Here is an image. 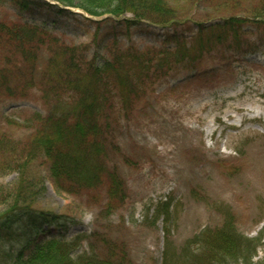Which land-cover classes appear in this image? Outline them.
Returning a JSON list of instances; mask_svg holds the SVG:
<instances>
[{
  "label": "rangeland",
  "instance_id": "374dc122",
  "mask_svg": "<svg viewBox=\"0 0 264 264\" xmlns=\"http://www.w3.org/2000/svg\"><path fill=\"white\" fill-rule=\"evenodd\" d=\"M167 2L177 15L167 26L135 21L129 13L91 17L77 0L64 3L78 8L72 12L53 0H0V23L38 26L66 46L81 48L85 63L99 67L116 49L171 52L178 40L191 43L200 29L231 17L251 18L258 6L256 0ZM239 44L218 45L146 84L143 100L131 113L116 107L111 140L119 153L110 150L109 157L125 183L126 198L109 214L103 190L95 199L90 193H56L45 159L37 156L29 166L35 189L28 203L44 218L18 216L12 225L0 224V264L19 254L26 259L48 240L78 235L87 240L74 256L91 248L101 258L114 256L125 264H162L164 221L153 214L157 203L168 200L177 249L200 229L219 226L226 215L235 219L240 234L256 237L264 227V25L246 23ZM12 47L0 40V68L20 60ZM36 58L38 81L49 51L42 47ZM49 105L35 88L13 97L0 94V192L5 195L18 177L7 163L20 151L3 146L27 141L33 131L21 123L36 113L45 115ZM12 204L11 199L0 204V217ZM53 217L61 218L62 226L46 222ZM34 226L35 234L27 232ZM263 257L264 240L258 259Z\"/></svg>",
  "mask_w": 264,
  "mask_h": 264
},
{
  "label": "trees",
  "instance_id": "16d2710c",
  "mask_svg": "<svg viewBox=\"0 0 264 264\" xmlns=\"http://www.w3.org/2000/svg\"><path fill=\"white\" fill-rule=\"evenodd\" d=\"M53 1L73 7L64 4L73 0ZM77 1L80 9L90 16L121 18L129 13L135 21L159 26L170 25L177 19L176 9L167 0ZM256 2L258 6L251 18L231 17L209 30L200 29L191 43L178 40L171 52L116 49L111 61L99 67L85 63L80 56L81 48L66 46L38 26L0 23V40L5 39L12 45L20 59L12 67L0 68V94L13 97L15 92L22 94L35 88L43 101L50 104L45 115L36 113L21 123L33 131L27 141H12L13 144L3 146L20 152L7 163V169L16 172L18 177L11 193L0 192V204L8 199L14 204L0 217V224L12 225L18 216L29 220L44 218L28 203L35 189L28 177L29 166L37 156L45 159L56 193L70 196L90 193L95 199L98 191L103 190L108 200L106 215L122 205L126 198L125 183L109 157L110 150L119 153L111 140L112 124L117 122L111 116L117 114L116 107L124 114L131 113L132 107L143 100L146 84H153L177 66L200 59L218 45L227 42L240 45V30L246 23L264 25L261 21L264 0ZM42 47L49 51L50 58L37 81L36 54ZM57 91L66 93L67 98ZM171 206L168 200L154 207V219L164 221L162 264H264V257L257 259L263 247L264 230L257 237H246L238 232L230 215L224 216L219 226L201 229L177 249L171 240ZM46 222L62 226L61 218L53 217ZM35 226L27 227V232L35 234ZM86 240V235L68 241L51 239L36 246L28 258L19 254L14 261L7 259L3 264H125L124 259L114 256L101 258L91 248L74 256Z\"/></svg>",
  "mask_w": 264,
  "mask_h": 264
}]
</instances>
